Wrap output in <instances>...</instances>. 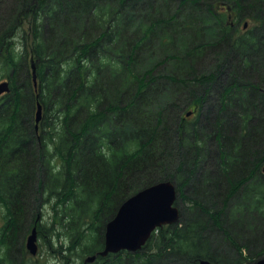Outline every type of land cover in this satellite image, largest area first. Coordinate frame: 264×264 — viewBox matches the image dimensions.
Returning a JSON list of instances; mask_svg holds the SVG:
<instances>
[{"label":"trees","instance_id":"1","mask_svg":"<svg viewBox=\"0 0 264 264\" xmlns=\"http://www.w3.org/2000/svg\"><path fill=\"white\" fill-rule=\"evenodd\" d=\"M13 1L11 13L0 9V66L11 87L0 97V203L13 223L7 251L39 214L45 190L67 207L83 188L101 224L138 190L175 179L190 219L180 209L181 220L159 227L138 252L121 251L130 264H253L264 256V247L243 255L264 241V228L251 232L264 221V0ZM22 28L19 46L13 38ZM212 91L208 113L217 111L200 130ZM38 101L47 135L36 132ZM195 106V119V111L185 118ZM208 137L216 165L198 174ZM207 230L222 233L234 255L211 248ZM153 240L158 251L145 252ZM109 255L103 264H126L120 252Z\"/></svg>","mask_w":264,"mask_h":264},{"label":"rangeland","instance_id":"2","mask_svg":"<svg viewBox=\"0 0 264 264\" xmlns=\"http://www.w3.org/2000/svg\"><path fill=\"white\" fill-rule=\"evenodd\" d=\"M13 0H0V9L2 10L1 13L4 14L6 12L11 13L14 11L16 6L13 5ZM17 2V1H16ZM14 9V10H13ZM28 23V22H26ZM27 26V25H26ZM238 30L236 31V34H241L244 30L242 27V23L237 25ZM22 29H19L16 36L13 38L15 43L20 46L22 43ZM33 38H29L30 46L32 45ZM29 63V62H28ZM8 70L5 68H1L0 66V81L2 79H7ZM263 85L262 80L259 82ZM264 86V85H263ZM212 88L215 89V87L212 86ZM213 89V90H214ZM211 98V99H210ZM209 100H207L208 104L205 105V113L202 111L201 118L198 122L200 126H198L201 129L205 130L204 127H206V117L211 118V114L213 112L215 113L217 111V108L214 107L211 110V113L209 112V106L212 104V100H215L217 98L214 91L211 92ZM178 100V99H177ZM261 104L263 102L258 99ZM211 101V102H210ZM212 108V106H211ZM175 109V108H174ZM207 110V112H206ZM175 112V111H174ZM173 112V113H174ZM33 114H35L36 118V111ZM44 112H42V115ZM175 114V113H174ZM199 114V111L196 112L194 115V119ZM214 115V114H213ZM34 118V119H35ZM42 130V132L46 134L45 129L43 127H39V132ZM51 130V129H50ZM206 142H204V146L207 149V152L205 154H208L206 156V161L203 164V168H200V173H204L205 170L212 169L215 167V156H214V140H212V144L209 143V137L206 138ZM52 147V146H51ZM46 147V150L49 152H52V148ZM216 149V147H215ZM56 160V159H55ZM54 160V161H55ZM51 166L56 167L57 165L61 164V162H58L57 164H54V162L51 160ZM43 165V162H42ZM46 165L48 166V162L46 161ZM41 166V165H40ZM62 167V166H61ZM39 172L43 175L47 174V169L45 167V164L43 167H41V170L39 169ZM197 174V175H198ZM41 179L43 176L40 177ZM176 185L177 182L174 179ZM194 180L190 179L188 182L193 183ZM178 188V185H177ZM191 188L184 187V191L186 194L190 193ZM179 191V189H178ZM77 196L76 200L80 198V201H77L78 203H83V205H76V200L73 201V203L69 204L67 207L64 205H60L58 200V195L49 193L48 190H45L40 198L41 201V207L39 208V214L35 215L33 217V220H29V226L28 229L25 231V233L20 234L18 240V247H14L11 251H7L8 244H11L12 242H7L8 238V232L11 229L13 223L12 221L8 223V209L6 206V203L2 202L0 203V257L2 258V261L4 263L2 264H9L8 262L11 261L12 264H103L104 261H108L109 258H112L110 255L108 256H100L96 257V259L92 262H85V259L91 255L94 254L89 252V249L94 248L100 249L104 246V235H105V228L106 224L108 222L107 219L104 220V222L98 221L94 217L93 209L89 205V197H87L86 194H84L83 188L76 187V191L74 193V196ZM191 202H187L186 198H182L180 194H178L176 205L181 209V213L184 211V215L187 217V219H190V204ZM60 205V206H59ZM74 205L76 209L72 210L71 206ZM193 211V209H191ZM71 215L77 216L78 218L71 219ZM234 217V215H231ZM231 216L229 217V220L231 219ZM114 217V216H113ZM191 217H195V214H193ZM182 217H180L181 220ZM37 221L39 223L37 229H38V250L36 254L30 253L28 251L26 246V241L28 235L31 233L32 227L34 223ZM179 220V221H180ZM178 221V222H179ZM36 223V224H37ZM177 223V222H176ZM254 223V229L251 230L253 233H257L258 231L262 230L264 228V221H258L253 222ZM174 224V223H173ZM7 225V226H6ZM10 228V229H9ZM14 228V227H13ZM12 230V229H11ZM237 232V231H235ZM203 236L205 238V241L208 242L209 246L211 248H215L217 251L221 253H227L230 257H232L234 254V249L230 247V243H227L225 238L223 237L222 233L220 234L217 230H207L203 232ZM242 239L245 237L241 233ZM7 238V240H6ZM245 239V238H244ZM240 240L242 243H246V240ZM103 240V241H102ZM150 240V239H149ZM102 241V242H101ZM158 241V242H157ZM258 241V245L254 243L252 245L249 243L248 247L243 248V255L244 256H251L254 255L255 251L259 248L264 247V241ZM158 243V244H157ZM159 240H153L151 244L147 247L149 249H145V252L147 253H154L158 251L160 247ZM248 244V243H247ZM100 248V249H99ZM138 252V251H137ZM142 252V251H141ZM135 253V252H133ZM121 256H123L122 259H124V262L126 264H130V261L132 258L126 259V253L120 252ZM142 255V254H141ZM144 256V255H142ZM137 257V259H144V257ZM136 259V258H135ZM134 259V260H135ZM177 258H162L158 259L156 264H167L168 262H174V264H178ZM113 258L110 260L112 262ZM174 260V261H170Z\"/></svg>","mask_w":264,"mask_h":264},{"label":"water","instance_id":"3","mask_svg":"<svg viewBox=\"0 0 264 264\" xmlns=\"http://www.w3.org/2000/svg\"><path fill=\"white\" fill-rule=\"evenodd\" d=\"M247 22L244 27H247ZM33 80L36 82V65L31 59ZM9 80L0 81V95L9 92ZM192 111L187 112V116ZM42 118V105L37 102L36 127ZM264 172V167H263ZM179 191L175 181L167 179L148 185L129 196L121 203L113 218L108 220L105 228L104 248L99 255L107 256L122 250L139 251L158 227L173 224L180 219V209L176 205ZM38 230L35 225L27 237L26 246L32 254H36ZM97 254L89 255L85 262H92ZM199 264H215L209 259H201ZM264 264V256L254 262Z\"/></svg>","mask_w":264,"mask_h":264},{"label":"flooded vegetation","instance_id":"4","mask_svg":"<svg viewBox=\"0 0 264 264\" xmlns=\"http://www.w3.org/2000/svg\"><path fill=\"white\" fill-rule=\"evenodd\" d=\"M194 109H196V108H194ZM185 118H188V117L185 116ZM36 132L39 133V128H38V129L36 128ZM6 226H7V225H6ZM10 230H11V229H10Z\"/></svg>","mask_w":264,"mask_h":264},{"label":"bare ground","instance_id":"5","mask_svg":"<svg viewBox=\"0 0 264 264\" xmlns=\"http://www.w3.org/2000/svg\"><path fill=\"white\" fill-rule=\"evenodd\" d=\"M180 209V208H179ZM28 249V248H27ZM28 251H29V249H28ZM31 253V252H30Z\"/></svg>","mask_w":264,"mask_h":264}]
</instances>
